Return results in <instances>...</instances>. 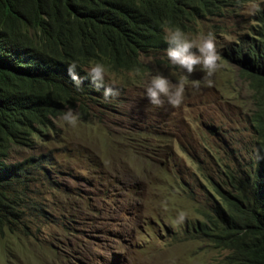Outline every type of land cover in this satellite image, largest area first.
Returning <instances> with one entry per match:
<instances>
[{
  "label": "clouds",
  "instance_id": "9594fccd",
  "mask_svg": "<svg viewBox=\"0 0 264 264\" xmlns=\"http://www.w3.org/2000/svg\"><path fill=\"white\" fill-rule=\"evenodd\" d=\"M196 1L204 4L208 0ZM227 3L213 14L200 11L190 15L188 30L162 26L153 19L129 23L124 18L127 8H111L105 0H86L72 28L53 21L27 27V37L15 45L13 55L5 57L7 68L22 72L25 81L17 88H0V95L12 91L13 111L21 104L38 111L37 117L19 124V137L0 152L1 183L5 176L11 178L16 190L10 187V192L18 194L17 205L23 211L18 226L21 221L27 227L32 218L29 194L38 182L46 179L61 184L55 165L58 148L48 144L49 138L58 139L62 122L71 127L79 121L106 139L110 137L112 143L131 144L136 149L130 153L142 155L137 175L141 186H133V192L140 194L137 200L132 196L131 202L145 229L152 228V234L161 230L173 244L210 246L221 252L218 264H235L237 249L231 240L226 237V244L218 246L202 231L213 232L210 223L216 227V207H224L219 192L228 188L214 187L215 183L238 180L243 192L233 200L244 213L249 197L256 202L264 180V79H251L243 73V64L264 69V0ZM240 6L249 16L247 24L224 44L218 43L215 35L223 29L219 21L237 15ZM227 64L246 81L242 95L229 86L233 74H220L227 73ZM155 65L170 67L174 73L165 75L162 68L153 72ZM198 72L208 78L219 76L221 82L212 85L234 101L236 110H218L212 117L197 112L188 124L173 121L169 129L156 128L158 134L151 136L155 121L170 110L167 106L179 108L190 94L196 100L199 94L205 99L213 96H205L213 86H202ZM130 96L136 102L138 118L131 124H114L112 117L123 110V100ZM197 102L215 107L211 101ZM114 126L125 131L119 139L112 133ZM226 130L233 132L232 146L238 147L235 174L227 166L221 142L211 134ZM17 147L21 151L16 155L18 161L9 156ZM72 153L83 156L81 151ZM6 164L20 167L13 173ZM39 191L36 189V196ZM35 211L41 219L44 208L38 204ZM14 230L9 231L13 234Z\"/></svg>",
  "mask_w": 264,
  "mask_h": 264
},
{
  "label": "rangeland",
  "instance_id": "374dc122",
  "mask_svg": "<svg viewBox=\"0 0 264 264\" xmlns=\"http://www.w3.org/2000/svg\"><path fill=\"white\" fill-rule=\"evenodd\" d=\"M249 16L243 7L237 15H226L219 21L223 25L216 40L224 44L234 37V31L244 27ZM214 22H217L214 20ZM199 37V36H198ZM227 73L235 76L229 86L233 92L242 95L247 84L237 74L234 67L227 64ZM165 69V75L174 73V69L155 65L153 72ZM202 86H213L219 76L204 77L198 72ZM177 76H173V82ZM210 81V82H209ZM199 94V102H213L215 107L199 106L194 95L190 94L179 108L167 106L170 110L158 118L151 136L159 132L156 128L169 129L174 122L188 124L197 112L214 116L218 110L230 113L236 110L234 101L221 94L214 86L205 96ZM122 111L112 117L114 124H131L136 118V102L133 96L126 97ZM56 141L49 138L48 144L55 150L58 159L56 168L59 183H50L46 179L38 182L29 194L28 209L31 219L27 227L20 221L15 227L22 230H0V264H218L221 252L199 243H170L168 236L158 230L152 234V228L145 229L142 219L135 215L138 210L134 201L140 192H133L140 187L138 170L142 166V155L132 154L136 148L131 144L112 143L102 134L85 124L67 126L63 122ZM112 133L116 138L125 133L114 126ZM69 148V149H68ZM129 149V150H128ZM72 151L83 152V156ZM17 147L10 150V157L16 161L20 153ZM141 155V156H140ZM61 185L64 187L61 188ZM36 189L40 190L36 196ZM65 189L70 194L65 193ZM44 208L41 219L35 207ZM50 212V214H45ZM46 216V218H45ZM71 226H74L73 229Z\"/></svg>",
  "mask_w": 264,
  "mask_h": 264
},
{
  "label": "trees",
  "instance_id": "16d2710c",
  "mask_svg": "<svg viewBox=\"0 0 264 264\" xmlns=\"http://www.w3.org/2000/svg\"><path fill=\"white\" fill-rule=\"evenodd\" d=\"M85 1L0 0V88H17L25 81L26 77L22 72L7 68L5 57L13 55L15 45L27 37L25 32L27 27H35L36 23L53 21L55 24L72 28L78 21L77 17ZM227 1L208 0L204 4H199L196 0H105V3L114 9L127 8L128 13L124 18L129 23L153 19L162 26L188 30L190 28L186 21L190 15L200 11L213 14L220 6L228 5ZM243 66V73L249 78L264 79L263 67L251 68L248 64ZM12 98V91L3 92L0 95V152L8 149L11 139L19 137V124L24 119L30 120L38 116V111L30 110L23 104L13 111ZM208 133L211 132L208 131ZM211 134L221 142L227 166L235 174L234 155L238 152L236 142L233 144L235 146H232L235 135L231 130ZM6 166L9 171L17 173L20 164H6ZM1 181L2 178L0 179V229L13 231V227L18 226V219H22L23 211L17 205L18 194L10 192V187L16 190L11 186V178L5 176L3 184ZM214 187L228 188L226 191L219 192L223 197L224 207H216L219 212L214 221L216 227L210 223L213 232L204 228L202 234L210 237L218 246L226 244L229 238L237 249L235 264H264V180L256 202L252 196L249 197L244 213L233 200L240 198V193L243 192L238 186V180H222L215 183ZM230 211H234L235 214ZM238 230L241 231L239 236Z\"/></svg>",
  "mask_w": 264,
  "mask_h": 264
}]
</instances>
